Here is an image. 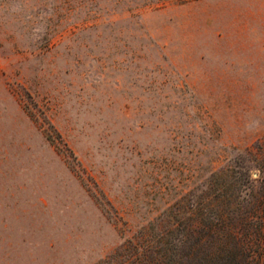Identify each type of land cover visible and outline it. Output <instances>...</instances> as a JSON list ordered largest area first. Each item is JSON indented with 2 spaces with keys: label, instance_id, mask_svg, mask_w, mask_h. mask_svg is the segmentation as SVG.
I'll return each mask as SVG.
<instances>
[{
  "label": "rangeland",
  "instance_id": "374dc122",
  "mask_svg": "<svg viewBox=\"0 0 264 264\" xmlns=\"http://www.w3.org/2000/svg\"><path fill=\"white\" fill-rule=\"evenodd\" d=\"M258 142L264 0H0V264L234 223L225 171Z\"/></svg>",
  "mask_w": 264,
  "mask_h": 264
},
{
  "label": "trees",
  "instance_id": "16d2710c",
  "mask_svg": "<svg viewBox=\"0 0 264 264\" xmlns=\"http://www.w3.org/2000/svg\"><path fill=\"white\" fill-rule=\"evenodd\" d=\"M235 166L241 168V181L232 179ZM253 172L255 178L251 177ZM225 175L232 179L230 184L238 183L237 189L243 185L237 196L234 188L224 197L227 206L217 207L219 215L225 210H240L234 223L226 224L224 214L219 222L192 225L189 233L180 237L133 242L135 253L122 264H264V142L240 153ZM206 231L214 235L204 237ZM100 264L113 263L104 259Z\"/></svg>",
  "mask_w": 264,
  "mask_h": 264
}]
</instances>
